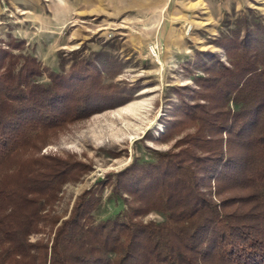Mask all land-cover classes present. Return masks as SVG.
Here are the masks:
<instances>
[{"label": "trees", "instance_id": "obj_1", "mask_svg": "<svg viewBox=\"0 0 264 264\" xmlns=\"http://www.w3.org/2000/svg\"><path fill=\"white\" fill-rule=\"evenodd\" d=\"M256 39L255 51L243 49L207 82V89L220 94L216 106L199 116L185 112L203 124L198 132L204 139L195 132L184 154L137 158L117 175L114 193L120 194V176L127 178L139 206L96 222L101 194L90 188L50 242L30 236L69 180L68 165L54 157L10 172L5 165L45 129L102 109L94 104L99 90L81 72H52L42 82L40 62L12 49L23 50L20 40L7 50L0 47V264H264V39L261 45ZM65 109L73 110L58 115ZM209 116L218 121L215 130L206 129ZM196 149L203 155L194 156ZM197 170L212 178L217 194L224 181L241 194L212 201L199 189ZM153 210L162 221L134 220Z\"/></svg>", "mask_w": 264, "mask_h": 264}, {"label": "rangeland", "instance_id": "obj_2", "mask_svg": "<svg viewBox=\"0 0 264 264\" xmlns=\"http://www.w3.org/2000/svg\"><path fill=\"white\" fill-rule=\"evenodd\" d=\"M255 38L258 44L264 39V0H0V47L7 50L20 40L23 50L12 49L28 51L40 62L42 82H49L52 72L88 74V86L99 90L94 104L102 108L45 129L5 165L10 172L54 157L70 169L31 241L50 242L90 188L101 194L96 222L139 206L127 178L120 176V194L114 193L117 175L137 158L184 154L190 135L204 139L198 132L203 124L185 112L196 110L199 116L206 106H216L220 94L208 90L207 82L243 49L255 51ZM208 119L206 129L215 130L218 121ZM197 174L200 191L212 201L241 194L226 181L217 194L212 178L202 170ZM163 218L153 210L134 220Z\"/></svg>", "mask_w": 264, "mask_h": 264}]
</instances>
